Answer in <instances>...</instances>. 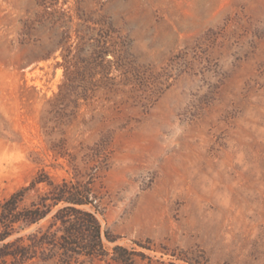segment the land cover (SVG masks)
Segmentation results:
<instances>
[{
  "label": "rangeland",
  "instance_id": "obj_1",
  "mask_svg": "<svg viewBox=\"0 0 264 264\" xmlns=\"http://www.w3.org/2000/svg\"><path fill=\"white\" fill-rule=\"evenodd\" d=\"M41 170L132 264H264V0H0V211Z\"/></svg>",
  "mask_w": 264,
  "mask_h": 264
},
{
  "label": "trees",
  "instance_id": "obj_2",
  "mask_svg": "<svg viewBox=\"0 0 264 264\" xmlns=\"http://www.w3.org/2000/svg\"><path fill=\"white\" fill-rule=\"evenodd\" d=\"M98 207L93 182L59 181L39 171L1 204L0 264H132L135 251L107 248L117 238L104 229Z\"/></svg>",
  "mask_w": 264,
  "mask_h": 264
}]
</instances>
